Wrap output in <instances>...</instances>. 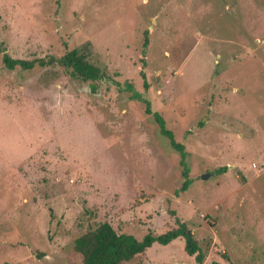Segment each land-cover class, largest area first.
I'll use <instances>...</instances> for the list:
<instances>
[{"label":"rangeland","instance_id":"obj_1","mask_svg":"<svg viewBox=\"0 0 264 264\" xmlns=\"http://www.w3.org/2000/svg\"><path fill=\"white\" fill-rule=\"evenodd\" d=\"M0 42L26 60L88 42L113 79L0 53V264H82L74 240L99 223L141 239L176 218L204 264H264V0H0ZM114 81L184 145V192L179 153ZM122 264L197 263L179 236Z\"/></svg>","mask_w":264,"mask_h":264},{"label":"trees","instance_id":"obj_2","mask_svg":"<svg viewBox=\"0 0 264 264\" xmlns=\"http://www.w3.org/2000/svg\"><path fill=\"white\" fill-rule=\"evenodd\" d=\"M143 44L145 47L147 39H145ZM0 53L2 62L8 69L17 67L20 69H31L35 65L41 67L52 65L69 69L72 76L84 81L113 80L105 70L91 61L92 50L88 42L80 47L71 48L60 56L48 55L30 60L12 58L7 52L4 43L0 42ZM114 82L118 87L123 85V88L130 92L131 99L136 98L145 104V111L152 115L159 127L160 134L165 136L171 147L179 153L182 182L174 193L175 195H179L180 192H184L191 182L184 145L175 141L173 132L166 126L162 116L157 111L151 109L150 101L146 97H143V93L137 91L128 81H125L123 84H120L118 81ZM225 169V167H221L216 172L218 173ZM175 223V227L160 234H154L148 231L141 239H137L132 234L118 233L110 223L102 222L93 228L85 230L76 237L74 247L81 255L82 264H122L123 262L130 261L137 254L144 252L154 242L166 245L179 236H182L184 238V249L187 254L194 256L197 264H204V252L193 236L192 231L179 218L175 219ZM210 264L220 263L213 261Z\"/></svg>","mask_w":264,"mask_h":264},{"label":"water","instance_id":"obj_3","mask_svg":"<svg viewBox=\"0 0 264 264\" xmlns=\"http://www.w3.org/2000/svg\"><path fill=\"white\" fill-rule=\"evenodd\" d=\"M209 176V174L202 175V179H206Z\"/></svg>","mask_w":264,"mask_h":264}]
</instances>
